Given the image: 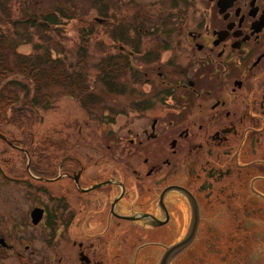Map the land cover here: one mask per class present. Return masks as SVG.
I'll use <instances>...</instances> for the list:
<instances>
[{"label": "flooded vegetation", "instance_id": "obj_1", "mask_svg": "<svg viewBox=\"0 0 264 264\" xmlns=\"http://www.w3.org/2000/svg\"><path fill=\"white\" fill-rule=\"evenodd\" d=\"M96 3L99 81L133 99L117 109L75 98L85 112L104 108L112 128L92 165L72 143L57 146L55 166L36 154L26 165L52 198L34 208L55 238L40 244L22 219L0 234L4 264H264V0H149L144 20L135 5L121 15ZM39 20L4 10L0 32L21 37L17 53H40L47 45L18 50L56 30Z\"/></svg>", "mask_w": 264, "mask_h": 264}, {"label": "rangeland", "instance_id": "obj_2", "mask_svg": "<svg viewBox=\"0 0 264 264\" xmlns=\"http://www.w3.org/2000/svg\"><path fill=\"white\" fill-rule=\"evenodd\" d=\"M109 1L117 12L120 11L121 15L128 12L124 6L135 5V12L141 20L147 17L148 10L153 11L152 8H149L151 7L149 0ZM96 4V0H0V16L2 11L9 10L11 18L18 20H26L33 16L39 18V21L44 18L55 19L54 22L58 23L56 30L45 32L38 29V33H34L37 38L34 35L30 44L20 46L18 50L22 53H30L33 51L32 44L38 46L45 44L54 57L63 59L73 69L81 72L85 71L82 68L85 66L86 75L91 81L94 80L92 91L96 97L93 96V101L100 102L99 104H101V100L109 104H120L115 105L118 109L133 99L134 90H129L122 84H115L121 94H108L99 81L101 73L98 72L97 60L100 57L98 44L101 43V29L94 22V18L99 16L94 8L97 6ZM170 7L171 4L168 2L167 8ZM57 11L59 12L58 16L54 15V12ZM172 18L174 15H168L169 20ZM37 39H39L38 42ZM106 40L105 38L104 43ZM168 54V52L165 53L163 58H166L165 56ZM82 57L84 61L81 60ZM96 75L98 76L97 80ZM49 93L50 96L52 94L49 102L52 106L49 109L33 108L26 112V127H31L36 132L33 138V145L36 146L35 153L32 151L27 157L25 153L12 148L0 139V234L5 229H13V226L18 222L27 218L25 228L28 231L30 228L27 226H29L33 228L34 232L38 233L37 231H39L40 244L43 245L50 244L55 237L50 241L46 240L47 231L43 232V230L47 228V225H44L42 220L34 224L30 212L34 206L49 207L52 204V198L43 192L40 184L29 178L26 165L34 164L33 161L37 160L36 156L38 155L43 166H55L65 157L58 151L57 146L65 147L70 143L74 145L72 149L76 151L75 154L88 153L91 156L89 164L92 165L93 161L97 159L94 150L103 143L101 142L103 138L100 136L101 128H112V126H108L107 122L104 121V124L99 121L100 118L104 120L103 115L107 113L104 108H100L98 113H88L79 106L75 98L70 97L62 88H51ZM21 96L23 95L21 94ZM22 127H24L22 123H19L8 128L19 139L22 135H19L18 131ZM52 144L57 148L50 147ZM50 156L53 163L47 162L50 161ZM51 213L53 214V212ZM57 244L62 245L63 239L60 238ZM0 264H4L1 257Z\"/></svg>", "mask_w": 264, "mask_h": 264}, {"label": "trees", "instance_id": "obj_3", "mask_svg": "<svg viewBox=\"0 0 264 264\" xmlns=\"http://www.w3.org/2000/svg\"><path fill=\"white\" fill-rule=\"evenodd\" d=\"M17 35L0 32V133L11 141L12 148L31 154L36 146L33 130L26 127V112L33 108L49 109L51 88H62L84 106L96 101L86 73L74 70L61 58H52L47 47L40 53H17L21 38ZM19 123L24 127L19 128L22 137L18 139L8 127Z\"/></svg>", "mask_w": 264, "mask_h": 264}, {"label": "water", "instance_id": "obj_4", "mask_svg": "<svg viewBox=\"0 0 264 264\" xmlns=\"http://www.w3.org/2000/svg\"><path fill=\"white\" fill-rule=\"evenodd\" d=\"M0 139L6 140V137L0 133ZM42 215L43 210L41 208H34L30 212L31 219L34 224H37L41 220ZM1 242L2 241L0 239V243Z\"/></svg>", "mask_w": 264, "mask_h": 264}]
</instances>
